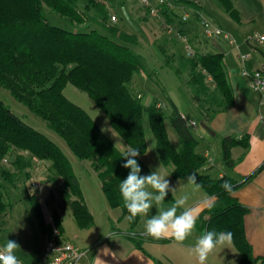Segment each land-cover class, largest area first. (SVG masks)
<instances>
[{
  "label": "trees",
  "instance_id": "obj_1",
  "mask_svg": "<svg viewBox=\"0 0 264 264\" xmlns=\"http://www.w3.org/2000/svg\"><path fill=\"white\" fill-rule=\"evenodd\" d=\"M115 1L0 0V86L42 119L64 141L74 157L90 164L108 205L121 210L131 229L136 226L139 216L129 219L119 191L120 183L130 172L123 167L126 152L116 148L91 116L66 98L64 90L67 85H72L83 92L107 118L127 150L138 149L137 157L147 150L145 115L155 139L157 156L170 175L174 179H183L195 174L200 186L215 197L214 202L198 215L195 228L204 233L231 231L232 244L240 255L235 264H264V256L254 258L244 236L243 218L248 209L233 196L239 184L227 177L211 179L202 172L207 160L196 152L197 139L192 128L171 100L168 122L176 133L177 145L169 138L166 117L162 109L156 107L157 103L145 107L140 102L141 97L137 98L131 91L132 78L143 70V65L132 51L137 44L136 37L107 23L111 15L109 7L113 8ZM217 1L232 19L239 20L232 1ZM176 4L192 8L196 20H199L200 11L194 2L184 0H166V4L157 6L163 22L170 27L174 25L178 35L186 37L181 28L186 23L181 21L182 15H177ZM51 16L59 18L68 28L51 24ZM194 39L195 36L187 38L193 55H180L179 67L173 70L178 77L189 72L187 86L191 88L192 100L205 123L228 109L233 97L222 55L200 52ZM160 53L164 65L168 66L164 53ZM232 143L230 138L222 141L223 161L227 166L232 164ZM6 162L8 164L3 165ZM35 162L47 164L43 181L52 186L50 194L48 192V202L52 206L50 217L60 232L58 206L69 209L79 229L92 227L93 216L85 205L79 180L66 155L0 100V216L9 206L6 202L8 189L16 188L22 177L28 180ZM225 181L233 186L231 193L221 187ZM26 199L40 230L46 234L48 227L39 198L34 193H26ZM127 236L140 249L142 240L151 237L132 233Z\"/></svg>",
  "mask_w": 264,
  "mask_h": 264
},
{
  "label": "crops",
  "instance_id": "obj_2",
  "mask_svg": "<svg viewBox=\"0 0 264 264\" xmlns=\"http://www.w3.org/2000/svg\"><path fill=\"white\" fill-rule=\"evenodd\" d=\"M230 1L239 14L238 21L232 19L217 0L194 3L207 19L229 33L235 39L236 45H230L221 38L207 39L200 28L199 20L195 19L192 12L191 21L183 30L186 37L189 35L188 38H191L190 32L193 30L202 34L206 43L200 44L201 51L210 52L209 47L214 53L222 55L233 97L232 105L217 113L209 122H205L211 131H206L207 134L204 129H197L198 124L194 118L188 122L196 123V128H192V133L197 139L196 152L207 160L202 172L211 179L227 177L239 184L233 196L248 209L243 218L244 236L254 258H260L264 256V93L251 87L250 79L242 74V69L244 67L249 73H264V42L247 41V38L254 34L264 37V0ZM182 6L185 5L176 4L177 11H184ZM240 54L247 56L244 64L239 60ZM181 115L185 118L183 113ZM170 127L178 144L174 128L171 125ZM224 138L233 141L230 146L232 164L229 166L223 161ZM149 147L147 146L143 155L137 157L138 163L151 173L159 170L168 175L166 179L170 182V189H175L174 193L169 190L162 208L167 209L176 199L186 197V204L178 209L177 214L191 209L198 217L214 202L215 197L210 196L201 186L195 188L188 184L187 178L174 179L170 171L161 164L158 156L155 157L154 150ZM79 184L85 205L94 219L92 227L79 229L67 207L58 206L56 209L61 220L62 237L84 251L77 264H198L193 249L197 240L204 234L203 231L195 228L182 243L172 237L144 238L140 249L127 235L132 233L146 237L144 225L147 219L157 214L156 206L153 205L147 215L139 216L136 226L131 229L121 210L108 205L100 181L98 190L93 193L84 191L80 181ZM42 235L40 254L46 243V234ZM170 238L173 239L170 242L159 241ZM105 249L107 251H104ZM239 260V253L231 244L217 247L209 255L206 264H235ZM37 264H40V260Z\"/></svg>",
  "mask_w": 264,
  "mask_h": 264
},
{
  "label": "rangeland",
  "instance_id": "obj_3",
  "mask_svg": "<svg viewBox=\"0 0 264 264\" xmlns=\"http://www.w3.org/2000/svg\"><path fill=\"white\" fill-rule=\"evenodd\" d=\"M184 1L201 2L202 0ZM156 3L157 0H153V4ZM184 9L187 10L185 7ZM185 10L177 11V9H175L179 17ZM109 11L115 16L116 20L112 21L110 17V22H107L108 24L116 25L123 32L136 37L137 44L132 47V51L140 58L143 70L134 74L130 89L134 96H137V98L141 97L140 102L143 106L147 107L152 103H157V105L161 106L160 108L166 117L165 126L169 138L171 142L176 145L177 141L175 134L168 122V116L170 114L169 100L176 105L180 113L184 114L187 121L191 118L196 120L198 130L201 129L200 122L203 121L196 104L192 100L191 88L187 86L189 72L185 71L178 77L173 70V68L179 67L180 55L186 53L184 50L185 47H190L187 43L189 35L187 34V37L184 38L179 36L177 32L178 28L174 27V25L171 26L172 30L169 31L162 19H155L149 15L147 9L141 5L140 0H116L114 7H109ZM50 22L51 24L68 28L65 23L54 16H51ZM174 24L177 23L175 22ZM187 24L188 22L186 25ZM184 27L185 25L181 26L182 29H185ZM190 33H192V35H190L191 38L195 36L194 43L195 45L197 44L198 47H200V44L206 43V39L203 38L202 34L194 30ZM159 50L164 53L169 63L168 66L164 65V58ZM208 50L213 52V49L209 47ZM64 95L68 100L83 108L91 116L101 131L111 140L116 148L123 152L127 151L125 144L110 127L107 118L99 112L83 92L72 85H67L64 90ZM0 100L23 122L45 135L62 150L70 161L73 171L83 186L84 191L86 190V192L93 193L98 190L99 180L96 173L90 167V164L88 162H81L74 157L64 141L53 133L42 119L33 115L23 104L16 101L8 90L1 86ZM143 125L147 146H150L149 148L154 150V155L157 158L155 139L150 131L145 115ZM192 130V132H194V129ZM7 164V162L3 163V165ZM138 164L141 168L140 175L144 176L151 173L147 169H144L140 163ZM46 168L47 164L35 162L29 179L25 180V178L22 177L21 182L18 183L16 188L11 187L8 189L9 198L8 200L6 199V202L9 206L6 213L0 216V247L4 246L7 239L17 242L20 248L16 250V255L22 264L39 263L40 250L43 245L42 231L26 199V193L33 194V190L30 188L31 179H40L42 183L45 184L47 191L43 200L46 207L40 203V199L39 203L45 218H48L47 212L50 213V216L52 214V206L48 202L47 196L50 194L52 186L43 181L47 173ZM47 233L48 231H46V235Z\"/></svg>",
  "mask_w": 264,
  "mask_h": 264
},
{
  "label": "clouds",
  "instance_id": "obj_4",
  "mask_svg": "<svg viewBox=\"0 0 264 264\" xmlns=\"http://www.w3.org/2000/svg\"><path fill=\"white\" fill-rule=\"evenodd\" d=\"M138 155L139 151L136 148H128L124 154L127 159L123 167L130 169V172L119 185L120 195L129 213V219L147 215L155 205L158 212L146 220L145 234L156 239L172 237L182 243L194 231L197 217L191 209H185L177 214L178 209L186 204V197L176 199L167 209L162 208L169 190L174 193L175 189H170V182L166 179L168 175L159 170L148 175H140L141 168L136 159ZM187 183L195 188L200 187L195 174L187 176ZM221 187L229 193L233 190V186L228 181H225ZM232 243L233 233L231 231H205L197 240L193 252L198 264H206L209 255L217 247L229 246ZM19 248L17 242L7 239L4 246L0 247V264H21L16 255V250Z\"/></svg>",
  "mask_w": 264,
  "mask_h": 264
},
{
  "label": "built area",
  "instance_id": "obj_5",
  "mask_svg": "<svg viewBox=\"0 0 264 264\" xmlns=\"http://www.w3.org/2000/svg\"><path fill=\"white\" fill-rule=\"evenodd\" d=\"M141 5L147 9L150 16L155 19H161L157 6L161 4H166V0H157L156 4H153V0H140ZM191 12L194 13L193 9L185 10L181 16V21L187 23L191 19ZM111 20L115 21V16L111 14ZM199 25L202 29L203 35L210 40L223 39L230 45H236L235 39L227 32L223 31L215 24H213L209 19H207L201 12L198 13ZM168 30H172L170 26H166ZM184 38V37H183ZM248 42H264L263 36H258L256 34L251 35L247 38ZM185 51L187 55H193V50L186 46ZM239 60L241 63H245L247 56L240 54ZM242 74L250 79V85L253 89H256L264 93V73L262 71H254L249 73L244 67L242 69ZM140 97V96H138ZM160 108V105H157ZM191 128H196V123L193 121L188 122ZM33 193L40 202L45 206L44 195L46 194L45 184L42 183L40 179H31V187ZM46 207V206H45ZM48 213V220H46V225L48 227L46 235V243L40 254V264H77L80 258L84 255V251L75 247L70 242L66 241L62 235L57 225L50 217ZM22 264V263H21Z\"/></svg>",
  "mask_w": 264,
  "mask_h": 264
},
{
  "label": "water",
  "instance_id": "obj_6",
  "mask_svg": "<svg viewBox=\"0 0 264 264\" xmlns=\"http://www.w3.org/2000/svg\"><path fill=\"white\" fill-rule=\"evenodd\" d=\"M200 126L205 131L211 132L210 129H209V127L203 121L200 122Z\"/></svg>",
  "mask_w": 264,
  "mask_h": 264
}]
</instances>
